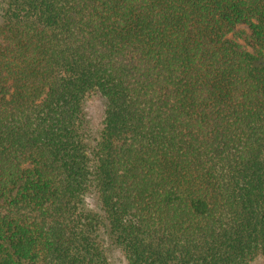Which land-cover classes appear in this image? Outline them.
Here are the masks:
<instances>
[{"label": "trees", "instance_id": "16d2710c", "mask_svg": "<svg viewBox=\"0 0 264 264\" xmlns=\"http://www.w3.org/2000/svg\"><path fill=\"white\" fill-rule=\"evenodd\" d=\"M0 264H264V0H0Z\"/></svg>", "mask_w": 264, "mask_h": 264}, {"label": "rangeland", "instance_id": "374dc122", "mask_svg": "<svg viewBox=\"0 0 264 264\" xmlns=\"http://www.w3.org/2000/svg\"><path fill=\"white\" fill-rule=\"evenodd\" d=\"M83 109L89 122L95 127L102 118L103 99L98 94L88 95L83 102Z\"/></svg>", "mask_w": 264, "mask_h": 264}]
</instances>
